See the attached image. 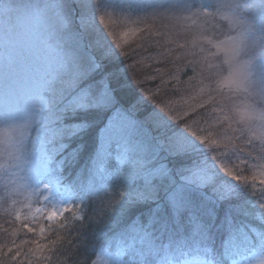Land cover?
Wrapping results in <instances>:
<instances>
[{
	"label": "snow or ice",
	"instance_id": "1",
	"mask_svg": "<svg viewBox=\"0 0 264 264\" xmlns=\"http://www.w3.org/2000/svg\"><path fill=\"white\" fill-rule=\"evenodd\" d=\"M161 7L170 13L167 43L192 73L187 81L165 80L160 68L144 73L142 61L122 66L123 79L106 71L105 62L121 54L86 36L107 40V0H0V157L11 162L0 170L17 183L9 169L31 165L15 191L23 190L29 211L33 196L47 201L36 209L48 225L40 235L50 231L54 247L75 248V258L60 264H97L88 255L89 229L99 239L112 234L100 245L115 243L112 264H245L237 257L254 246L264 264V0H129L120 11ZM21 13L24 34L13 24ZM173 82L194 93L193 103L178 109L161 97ZM132 84L139 95L130 101Z\"/></svg>",
	"mask_w": 264,
	"mask_h": 264
},
{
	"label": "rangeland",
	"instance_id": "2",
	"mask_svg": "<svg viewBox=\"0 0 264 264\" xmlns=\"http://www.w3.org/2000/svg\"><path fill=\"white\" fill-rule=\"evenodd\" d=\"M11 2L23 5L35 3L38 2V0H11ZM128 2L129 0H107L111 9L114 10L113 12L109 9V15L104 17L103 24L101 25V27L104 28V35L107 37V40L104 41L103 37L96 33H91L89 36L93 37L92 43L100 40L102 43L106 42L111 44L116 52L122 53L123 51H128L130 47H137L142 40L141 42L144 43L143 45L145 46L143 48L149 49H147V51L144 50L143 53L137 55L134 58V61H142L140 68L144 73L155 68H160L165 74V80L171 79L169 74H173L179 75L181 81H187L188 75H191L192 73L187 69L181 70L184 61H177L175 59L180 50L176 49L174 43H167L168 38L164 35V33L169 31L168 17L170 13L167 12L164 7L158 9L148 8L145 12L139 13L120 11L121 8L127 6ZM138 2H140V0H138ZM169 2L170 0H144V3L147 4H159L164 6ZM97 20L99 22V17ZM187 23L190 22H181L182 25ZM219 23L223 26V31L228 30L229 25L227 20H221ZM13 24L17 32L24 34L26 31L24 13L20 14L19 20L14 19ZM4 28V22L3 20H0V42L3 40ZM72 31H75V29L73 28ZM220 38L223 39V36ZM64 39L68 44L72 43L70 33H66ZM117 44L121 47L116 48ZM169 49H172L173 51L168 55L167 59H164L159 55V53L167 52ZM223 58L224 57L221 54V60H223ZM158 60H163V62L159 64L157 63ZM224 67L226 69L227 66L225 65ZM185 71H187V75L184 74ZM224 75H227L226 70ZM153 87L155 89V85ZM162 87L165 91L160 94L161 97L166 101L170 99L175 108L179 109L181 107H186L188 103H193V101L189 99V96L194 93H192L185 84L173 82ZM173 89H179V91L173 92ZM225 91L227 92V88H225ZM236 103H241V100H236ZM208 111H210V106ZM32 135L35 136V132H33ZM10 163L11 162L6 155L0 157V164H3L6 168ZM30 166V164L23 165L24 170L14 167L9 169L10 173H16L13 180L17 183H9V177L5 175L3 170H0V264H29V262L30 264H60V262L53 260L52 254L49 251L45 248L37 249L36 243H34L38 240V243L47 245L44 238H46V233L49 231L46 230L43 239L40 240L42 236L40 235L39 227L43 225L47 229L48 225L46 220L42 219L44 213L36 212L37 208L43 209L47 205V201H44L43 197H40V201L37 203L36 197L33 196L30 202L31 211H29L22 206V202H24L25 199L24 195L21 194L23 190H21V192L15 191L17 184H23L25 182L23 178L26 176L27 169ZM6 184L7 191L12 192L11 196L7 195L5 190ZM42 187L43 186L41 185V188ZM256 188L257 191L260 188L258 183ZM53 195L56 199L61 198L55 193V191ZM255 199L256 196H254L253 199L250 198V200L253 201V206ZM5 200H7L6 203ZM13 200L17 201V203H13ZM17 214L20 215L19 221L15 219ZM25 215L29 217V226L36 227L35 233H30L23 227V224L25 223ZM33 215L37 217L36 220L31 219ZM109 239H112V235L109 237L107 236L106 240ZM13 242H15V244H13ZM9 247L13 248L11 253L8 252ZM17 250L20 251L21 255L16 256L15 259H13ZM115 251L116 245L114 242L103 249L99 247L93 259L96 260L97 264H112ZM260 254L259 247L254 246L249 250L243 251L242 255L237 257V259L245 262V264H257L260 259ZM46 257L50 259H46Z\"/></svg>",
	"mask_w": 264,
	"mask_h": 264
},
{
	"label": "trees",
	"instance_id": "3",
	"mask_svg": "<svg viewBox=\"0 0 264 264\" xmlns=\"http://www.w3.org/2000/svg\"><path fill=\"white\" fill-rule=\"evenodd\" d=\"M92 39L93 37L92 36H86V42H92ZM142 41V40H141ZM140 41L139 45L137 47H133V48H129L128 49V52L130 53H133V57L132 59H125L124 56L122 55V53L120 52H117V53H120L121 55L119 56V59H116V58H113L112 61H106L105 64H106V71H109V72H114V73H117L118 75L121 76V78L123 79V73L120 71L121 70V67L124 66V65H127V64H131L133 63L134 61V58L139 55L140 53H143L144 50L147 51V49L149 48H146L144 49L143 47H145L143 44ZM148 41V40H147ZM154 47H156L155 45H153ZM160 64V63H159ZM141 79H143V76L141 75L140 77ZM154 83H149L147 85L148 88H151L152 90L154 89ZM155 90V89H154ZM153 90V91H154ZM173 92H175L174 90H172ZM126 94H127V97L130 101L134 100L136 98V96L139 95V92L136 90V85L135 84H132L131 85V91H127L126 90ZM147 108H151V103L149 102V105L147 106ZM255 195L252 194L251 190L246 193V197L247 199L250 200L254 198ZM67 215H71L70 213L67 214ZM257 226L259 227L260 225L257 224ZM91 229L88 230V239L90 241V243L88 244V255L91 256V258L93 259L95 255H92V246L95 245V248H99L100 245L102 243H104V240L107 239V236L104 237L103 239H99L97 237H93L91 235ZM46 238H44L45 242L47 243L48 247L45 248L47 251H49L51 254H52V257H53V260L56 261V262H60V261H63L67 258V256H73V258H75V248L72 249V252H68L67 250L69 249V247H71L70 245L67 244V242L65 241L63 244H60L58 243L55 247L51 244V241L56 239V236L52 235L51 232H47L46 233ZM61 237L63 238L64 235H66V233L64 232H61ZM77 233L76 232H72L71 233V236L69 237V239H75ZM112 235L111 233L108 234V237ZM43 237H41L40 240H42ZM35 242H38L35 241ZM34 242V243H35ZM31 243V242H29ZM79 243V242H77ZM99 245V246H98ZM98 248L96 249V251L98 250ZM81 252L84 251L83 248L80 249ZM80 258H83V257H80ZM69 264H71V261H69Z\"/></svg>",
	"mask_w": 264,
	"mask_h": 264
}]
</instances>
